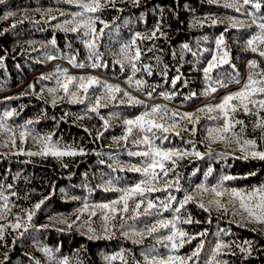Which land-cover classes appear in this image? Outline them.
Returning a JSON list of instances; mask_svg holds the SVG:
<instances>
[{
    "label": "trees",
    "instance_id": "16d2710c",
    "mask_svg": "<svg viewBox=\"0 0 264 264\" xmlns=\"http://www.w3.org/2000/svg\"><path fill=\"white\" fill-rule=\"evenodd\" d=\"M259 2L262 8L256 13L257 18L264 16V0ZM223 3L224 0H220L218 4L209 3V0H139V4H133L132 0H125L118 2L116 8L109 7L96 13L95 15H99L109 26L104 28V35L98 40V50L102 53V59L97 62L105 66L95 69L91 67L93 61L87 58L88 49L82 42L87 37H82L79 33H65L54 27L69 18L60 16V11L72 13L79 10L77 7L65 3L64 0H5L4 4H0V17L8 12L15 13L7 20H0V58H3V66L0 67V117L4 111L15 109L16 113L6 118L5 123L15 128L17 133L20 130L19 126L25 121L38 120V123L29 126L33 134L44 135L54 132L53 139H58L60 145L83 148L86 153L62 159L51 156L44 158L14 155L13 152H19L20 149L25 152L37 151L31 135L24 143L17 139L16 148L13 149L10 145L4 146L8 134H0V184L5 186V194L10 198L11 208L7 218L0 220V224L15 223V216L25 217V209L33 208L42 199L45 201L35 212L31 221L32 226L26 232L23 229L19 230L23 235H19L18 231L11 228L7 229L5 240L0 242V260H4V264H36L37 260L40 264H59L64 258L68 260V264H107L105 256L121 252L127 264H143V253L148 250L155 249L160 255L186 256L190 255L201 242L204 247L199 258H194V262L190 264H206L211 258L210 253L214 245L221 240L241 244L250 241L252 244L251 254L247 258L238 249H233L237 252L236 255H229L227 249H222L220 258L227 261V264H264V226L257 223L239 226L242 217L233 218L230 213L217 211L214 206H211L210 212H205L195 203L190 202L186 205L193 221L200 223H179L178 227L183 228L189 235L200 232H204L205 235L197 236L191 243H185L175 252L170 247H165L167 241L158 242L159 237L168 234L167 229H159L151 235L146 233L139 243H133L132 239L123 235V231L132 229L146 232L147 225L160 219H171L172 212L160 207V201L166 200L169 194L181 200L185 190L192 192L195 186L201 183L212 185L224 174L245 177L249 172L256 173L255 176H247L246 179L228 181L226 182L228 187L251 189L264 185V161L218 158V153H231L235 145L212 143L209 149V142L205 139L207 129L221 124L209 116L218 113H198L200 119L195 125V135L190 131H181L180 136L170 132L167 134L168 140L162 144L165 149L195 148L204 153L203 158L189 156L183 159L175 172L169 173L167 177L169 180L179 176L181 191L171 187L167 192L145 193L141 213L147 205V200L157 204V208L149 210V215L136 216L130 201L129 213L124 214L123 218L118 215L112 222L115 225L112 229L115 234L110 239H88L87 226H82L83 222L90 220L91 227L96 229V235H102L104 221L99 209L95 210L96 216L89 217L88 212H84L77 220L74 213L82 208L83 203L87 201L93 204L118 199L121 195L119 191H105L104 186L108 180L113 181L114 187L124 188L134 186L144 178L141 173L130 171L126 167L128 164L138 166L141 164L142 157L129 156L127 153L141 150L143 146L138 149L131 142L132 137H129L128 142L119 143H116L114 138L123 135V119L134 118L145 109L140 105L120 104L118 100L122 93L118 94L117 101L99 108V114L109 120V127L105 130L103 121L96 113H86L89 101L81 104L70 103L67 98L57 99L53 106L52 96L46 89L55 87V80L39 79L41 75L51 74L60 67L67 68L72 75H94L102 82L119 84L121 88L145 101L149 106L160 104L179 112H194L208 104L219 103L224 95L237 91L246 82L250 71H254L248 67L250 60H256L260 64V69H264V58L251 52L246 46V41L258 29L254 25L248 26L251 24V17L244 13L254 9L250 5H245L241 12H236L232 8L223 7ZM49 9L52 10V15L57 16L56 20L48 22L50 17L44 13ZM207 16L216 18L218 22L211 24L210 21L204 20ZM229 17L243 20L245 23L233 27ZM196 18L203 23L194 26L193 20ZM21 20L23 23L18 22ZM13 23H16L15 28L11 27ZM157 25L164 35L158 32L157 38L151 41H137L141 48V59L136 62L137 66L151 65L152 75L138 71L133 79H142L146 83L141 91H136L135 86L130 87L126 82L131 76V66L126 58L119 54L120 49L134 38L135 33L151 32ZM102 27L97 23L98 31ZM5 29L7 31H4ZM221 34L225 39L230 63L214 69L211 76L213 81L224 79L228 86L214 85L218 90L205 96L203 93L209 81L204 79L202 69L215 54V42ZM52 39L56 40L55 46L50 43ZM69 43L71 48L68 47ZM184 44H188L191 51L184 49ZM149 48L151 51H148ZM47 55H56L58 58L47 60ZM70 56H75L77 62L83 63L85 67L77 68L70 65L68 63ZM118 59L123 61V69L116 63ZM231 65H235V69ZM165 66L166 75L163 74ZM178 74L181 75V80L173 87L171 81ZM235 79H239L240 84L235 83ZM29 85H35L36 93H41L43 89V95L30 94ZM102 91V88L93 86L89 89L88 95L92 97L94 94H101ZM26 92L29 94L25 95ZM147 92L152 93L151 98L146 95ZM192 92H195L196 96L185 100L184 97L190 96ZM161 93L174 95L172 99L166 100ZM62 95V91L57 93L58 97ZM7 97L19 98L6 99ZM79 116L84 118L77 119ZM261 116H264V112H261ZM237 117L244 120L247 125L246 137L256 139L259 150H264V140L261 139L264 133L253 127L257 117L245 116L242 113H237ZM192 127L190 124L187 125L188 129ZM239 129L240 126L237 125L235 130ZM101 132L103 135H99ZM156 143L161 142L157 140ZM235 155L240 156L241 153L236 152ZM64 164L67 167H64ZM121 166H124L125 170L121 171ZM209 168L213 169V173L205 181L204 177ZM9 184L12 185L11 189L6 188ZM13 192L16 195H11ZM209 195H204L205 202ZM3 203L0 201V209L3 208ZM229 207L231 209V206ZM157 212L161 214L157 215ZM181 215H186L184 210H181ZM61 218L76 223L69 229L66 224L56 222ZM43 248L52 250L51 258L44 254ZM112 264H122V261L117 259Z\"/></svg>",
    "mask_w": 264,
    "mask_h": 264
},
{
    "label": "snow or ice",
    "instance_id": "6c2138e0",
    "mask_svg": "<svg viewBox=\"0 0 264 264\" xmlns=\"http://www.w3.org/2000/svg\"><path fill=\"white\" fill-rule=\"evenodd\" d=\"M65 3L74 5L79 10L72 13H66L60 11V16H68L61 23H58L54 27L58 30L64 31L65 33H79L82 37H87L83 40L85 47L88 49V59L93 61L91 67L93 69L98 67H104L102 63H98L102 59V53L98 50V40L104 35V28H107L108 23L103 20L96 13L102 12L105 9L112 7L116 8L118 2H125V0H64ZM5 0H0V4H4ZM133 4H139V0H132ZM209 3H220V0H209ZM245 5H250L254 11L246 12L245 15L251 17V24L249 27L255 26L258 31L251 35L246 41L247 48L258 54L259 57L264 58V16L257 18L256 13L262 8L259 0H224L223 7L232 8L236 12H241V9ZM122 11V9H117ZM39 11V9H38ZM52 10H47L45 15L50 17V20H56L57 16L51 14ZM15 13L8 12L4 16L0 17V20H7L14 16ZM233 27H237L245 23L243 20H236L232 17L228 18ZM204 20L210 21L211 24H216L218 21L212 16H207ZM23 23V20L18 21ZM38 23V22H37ZM97 23L103 27L97 30ZM202 20L196 18L193 20V25H201ZM13 28L16 27V23H13ZM83 29V31H81ZM4 31H7L5 29ZM160 32V27H157L148 33H135L134 38L127 44L123 45L120 49V55L126 58L131 66V76L127 79L129 86H135L136 91H141L142 86L145 85V81L142 79H133L138 71H144L147 75H152L151 65L137 66V61L141 59V48L137 44V41L148 40L151 41L157 38V33ZM160 35H164L160 32ZM53 46L56 45V40L52 39L50 42ZM71 48V43L68 44ZM184 49L191 51L188 44L183 45ZM151 51V48L148 49ZM211 59L208 61L207 66L202 69L204 79L209 81L207 88L204 90V95L207 96L211 93H215L218 89L214 85L220 87H227V82L220 78L212 80L211 73L214 69L229 64V52L226 48L225 39L223 34L216 40L215 49ZM196 55V53H193ZM58 57L56 55H47V60H55ZM68 63L73 67L83 68V63H78L75 56L68 58ZM117 64H120L121 68H124L122 60H116ZM3 66V58H0V67ZM235 69V65H231ZM248 67L251 70L247 76L246 82L235 91L224 95L219 103L208 104L204 107L197 108L194 112H179L178 110H171L165 105L153 104L149 106L145 101L133 96L129 91L120 87L119 84H111L102 82L98 77L94 75H81L76 76L69 73L67 68L57 67L54 72L48 75H41L40 80H55V87H49L46 91L52 96V105L55 106L57 99L64 100L67 98L70 103H85L89 101V105L86 107V113H96L99 119L103 121V127L105 130L109 127V120L99 114L100 107H107L110 103L118 100V94L122 93L118 102L120 104L128 103L130 105H140L144 107V111L136 115L134 118H125L122 123L124 126L123 135L115 137L114 141L119 143L120 141L128 142L129 137H132V143L139 149L142 145L143 148L137 151H128L129 156L142 157L143 161L138 166L137 164H128L126 167L130 171L141 173L144 177L134 186L116 188L113 186V181L108 180L105 183V191H119L121 193L118 199L110 202H100L89 204L87 201L83 203L82 208L78 209L76 213L77 220L84 212H88L89 217L96 216V209L101 212V218L104 221L101 232L102 235H96V229L91 227L90 220H85L82 226H87L88 239H110L115 233L112 229L115 225L112 223L119 215L123 218L124 214L129 213L130 201L132 202V211L136 216L149 215V210L157 208V204L152 200H147V205L143 211L140 212L141 206L144 204L145 193L155 191H165L168 188L175 187L176 191H181L179 185V176L177 175L174 180H169L167 177L170 172H175V169L179 166V163L189 157L195 156L203 158L204 153L197 151L195 148L191 150H184L180 148H163L162 144L168 140V133H175L180 136L181 131H190L192 135H195V125L199 122L198 113H218V115H210L209 118L212 120H218L221 124L218 127L207 129L205 139L208 140V147L210 149L212 143H224L227 145H235L231 153H218L219 159H232V160H248V159H259L264 161V150H259L256 139L247 138L245 135L247 125L244 120L237 117V113H242L245 116H255L257 119L253 122V127L260 129L264 133V116H261V112H264V69H260V64L256 60H250ZM178 71V70H177ZM167 74V66L163 72ZM181 80V75H176L171 81L172 86L175 87L176 83ZM235 83L240 84L239 79H235ZM186 84V82H185ZM93 86L102 88L103 91L99 95H88L89 89ZM31 90L30 94L42 96L41 93H36L35 85H29ZM63 92L62 96H57L58 92ZM154 91V89H153ZM28 95L29 92L24 93ZM146 95L151 98L152 93L147 92ZM166 100L172 99L174 94L161 93ZM196 96L195 92H192L190 96L184 97L185 100L192 99ZM19 98V97H15ZM14 97H7L6 99H15ZM126 98V99H125ZM235 101V103H233ZM16 113L15 109L7 110L3 112L0 117V134L7 133L8 137L4 146H11L13 149L16 148L17 139L21 143L26 142L27 138L31 135L34 145L37 146V151H23L20 149L19 152H13L16 154H23L29 157L40 156L47 158L49 156L56 159H62L63 157H75L77 155H85L83 148H75L72 145H60L58 139L54 140L55 133H46L41 135L39 133L33 134L29 128L30 125L38 123L36 120H27L24 124L20 125V130L17 133L16 129L5 123L6 118L12 117ZM115 115V114H113ZM84 116H79L77 119H83ZM192 125L191 129L187 128V125ZM239 125V131H236V126ZM87 132L88 129H85ZM134 132L136 135H134ZM99 135H103L101 132ZM264 140V135L261 136ZM159 140L161 143L157 144ZM188 143H194L188 141ZM240 152V156H236L235 153ZM67 167L66 164L63 165ZM112 167V165H109ZM115 170V169H113ZM123 171L124 166L120 167ZM158 170V171H157ZM213 169L209 168L205 174V181L211 176ZM255 172H249L247 176H255ZM245 177H237L230 174H224L218 178V180L212 184L207 185L201 183L195 186L192 192L185 190V194L181 200H177L176 196L169 194L166 200L160 201V207L165 211L172 212L171 219H160L155 223L146 226L145 230L132 229L131 231H123V235L133 240V243H139L147 233L151 235L158 232L159 229H167L168 234L158 238V242L167 241L165 247L175 252L179 247H182L185 243H191L192 240L196 239L197 236H204V232L197 233L196 235H189L183 228L178 227L179 223L191 224L193 222L200 223V221H193L191 213L187 212L186 205L190 202L195 203L200 209L205 212H210L211 206H214L217 211H223L224 214H231L233 218L240 216L243 219L240 221L239 226H246L248 223H257L264 226V185L253 187L251 189H237L235 187L226 186V182L233 181L236 179H246ZM161 181L163 183L161 184ZM7 189H11L12 185L6 186ZM205 194H210L207 202L204 201L203 197ZM16 195V193H11ZM226 197V199H224ZM47 199V197L45 198ZM9 196L5 194V186L0 184V201H3V208L0 209V220L7 218V215L11 212L9 207ZM44 200L37 202L33 208L25 209V217L15 216V223L11 224H0V242L5 240V233L8 228L15 231L23 229L27 231L31 227V221L37 210H39L44 204ZM175 205V207H172ZM231 206V209L230 207ZM91 209V211H89ZM181 210H184L186 215H181ZM157 212V215H160ZM246 214V215H245ZM56 222L64 223L70 229L76 221L69 222L67 219H59ZM209 222H211L209 220ZM123 229V225H121ZM19 235H23V232H19ZM139 237V239H134ZM203 242L197 245V247L191 252L190 255L180 256L174 254L160 255L155 249H151L143 253V264H190L194 262V258H199L200 252L203 249ZM227 249V254L236 255L237 252L233 249L244 254L245 258L251 254L252 244L250 241H244L242 244L238 242H225L223 240L217 242L211 253L210 260L206 264H227V261L221 259V250ZM42 251L45 255L51 258L52 250L49 248H43ZM4 259H7L5 254ZM120 259L122 264H127L123 252L117 255L105 256L104 260L107 264H112L113 261ZM0 264H4V260H0ZM36 264H40L37 260ZM59 264H68L66 258L59 261Z\"/></svg>",
    "mask_w": 264,
    "mask_h": 264
}]
</instances>
